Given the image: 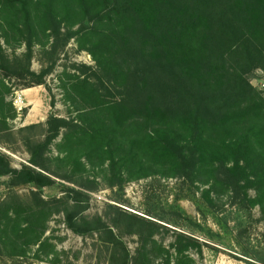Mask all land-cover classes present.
Segmentation results:
<instances>
[{"label": "trees", "instance_id": "16d2710c", "mask_svg": "<svg viewBox=\"0 0 264 264\" xmlns=\"http://www.w3.org/2000/svg\"><path fill=\"white\" fill-rule=\"evenodd\" d=\"M71 41L95 65L57 76L67 117L19 131L30 165L15 169L0 153L10 188L40 189L0 203L4 264H24L36 247L38 258L55 254L46 235L59 214L74 234H97L110 264H194L202 243L186 230L199 229L179 209L158 222L111 205L113 215L89 217L88 193L102 182L178 179L211 209L228 197L264 213V90L251 83L264 71V0H0V136H15L18 116L8 80L46 86ZM37 46L52 61L40 73ZM57 184L65 196L44 197ZM164 231L169 245L157 238ZM127 235L138 238L134 253Z\"/></svg>", "mask_w": 264, "mask_h": 264}, {"label": "rangeland", "instance_id": "374dc122", "mask_svg": "<svg viewBox=\"0 0 264 264\" xmlns=\"http://www.w3.org/2000/svg\"><path fill=\"white\" fill-rule=\"evenodd\" d=\"M6 49L8 54L12 55L13 50L9 47ZM25 50V47L18 49L17 54L22 55ZM51 62V57L42 54L41 47L34 48L31 65L34 72L40 73L51 65ZM74 64L95 65L92 57L87 52L78 51L76 43L71 41L57 58L56 68L47 78L46 86L33 87L31 88L33 91H30L24 89L25 81L8 80L14 93L13 98H10L13 103L17 93H23L25 102L23 108L17 110L16 120L10 123L15 136L9 138L0 136V153L10 158L13 168L21 169L24 165H30V155L23 142L26 134L20 135L21 129L31 125H43L50 115L67 117L57 76L66 68L71 70ZM251 83L255 88L263 91L264 71L259 70L254 73ZM26 92L30 93L26 94ZM38 133L40 134V131ZM53 155H58L56 150L53 151ZM57 181L73 188L77 187L61 179ZM39 190L35 186L28 185L13 190L10 188L8 178H0V203L9 193L15 192L25 196L31 191ZM42 191L46 198L65 196L60 184ZM200 193L178 179L150 178L130 182L123 189L109 188L102 182L97 192L88 193L91 200L87 215L109 217L114 212L108 208L111 205L158 222L155 217L170 218L179 209L196 223L199 229L196 230L191 224L189 227L192 230H186L194 234L202 243L201 253L197 250L191 251L194 264H264V213L261 209L258 207L242 209L228 197L222 198L217 202L216 207L211 209L202 201ZM50 235L55 237L56 253L38 258L34 254L38 248L36 247L34 252L23 260L24 264H110V252L99 241L98 235L82 237L74 234L67 228L63 214L51 219L46 236ZM157 238L165 245H169L173 240L172 232L164 231L157 235ZM123 240L134 253L139 245L138 238L127 235ZM0 264H4L1 258Z\"/></svg>", "mask_w": 264, "mask_h": 264}, {"label": "built area", "instance_id": "2783aa9c", "mask_svg": "<svg viewBox=\"0 0 264 264\" xmlns=\"http://www.w3.org/2000/svg\"><path fill=\"white\" fill-rule=\"evenodd\" d=\"M264 88V85H263ZM14 106L16 108V110H21L25 104L24 102V97H23V93H17L16 98L14 99Z\"/></svg>", "mask_w": 264, "mask_h": 264}, {"label": "crops", "instance_id": "0c3cea01", "mask_svg": "<svg viewBox=\"0 0 264 264\" xmlns=\"http://www.w3.org/2000/svg\"><path fill=\"white\" fill-rule=\"evenodd\" d=\"M28 90L33 91V90H31V89H28ZM24 93H25V92H24ZM27 93L29 94L30 92H26V94H27ZM23 97H24V96H23Z\"/></svg>", "mask_w": 264, "mask_h": 264}]
</instances>
